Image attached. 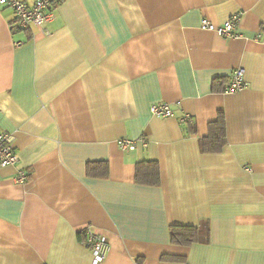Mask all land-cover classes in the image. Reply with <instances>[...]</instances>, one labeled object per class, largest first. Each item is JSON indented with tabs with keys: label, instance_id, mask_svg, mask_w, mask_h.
<instances>
[{
	"label": "crops",
	"instance_id": "1",
	"mask_svg": "<svg viewBox=\"0 0 264 264\" xmlns=\"http://www.w3.org/2000/svg\"><path fill=\"white\" fill-rule=\"evenodd\" d=\"M50 10L45 26L20 29L0 5V133L19 156L0 166V264H94L86 226L109 239L101 264H264V0H53ZM238 13L237 37L201 26ZM237 69L245 86L227 93ZM155 102L175 114L153 115ZM100 161L108 174H90ZM144 161L158 162V185L136 181ZM172 226L203 232L178 244Z\"/></svg>",
	"mask_w": 264,
	"mask_h": 264
},
{
	"label": "built area",
	"instance_id": "2",
	"mask_svg": "<svg viewBox=\"0 0 264 264\" xmlns=\"http://www.w3.org/2000/svg\"><path fill=\"white\" fill-rule=\"evenodd\" d=\"M53 0H35L29 3L25 0H0V5L8 6L15 12V24L20 29H29L32 26L43 27L46 23L53 19V13L50 5ZM242 14H234L223 24L216 25L208 19H204L201 26L204 29L216 31L220 35L226 37H237L239 33L236 31L238 23L241 21ZM21 45V42L17 43ZM245 86L244 72L237 69L233 72L229 84L224 89L225 92H236ZM151 112L157 116H173L174 109L169 103L155 102L151 105ZM191 115L184 113L181 121L191 119ZM144 144L147 142L145 137L138 139ZM15 137L11 133H0V166H16L19 163L15 145ZM118 144L123 149L133 150L136 148L137 139L122 138ZM29 175L25 169H19L15 178L18 183H25ZM83 244L93 253V263L101 264L107 257L110 248V242L106 235L95 232L91 226H86L83 230Z\"/></svg>",
	"mask_w": 264,
	"mask_h": 264
},
{
	"label": "trees",
	"instance_id": "3",
	"mask_svg": "<svg viewBox=\"0 0 264 264\" xmlns=\"http://www.w3.org/2000/svg\"><path fill=\"white\" fill-rule=\"evenodd\" d=\"M210 136L214 147L219 148L225 138V117L221 112L219 119L210 124ZM107 161L88 163V172L93 175L108 174ZM136 181L143 184L158 185L160 182V167L156 161H144L137 164ZM203 230L192 226H172L171 240L173 243L189 245L200 240ZM84 235V234H83ZM85 238V237H84ZM81 236V240H82ZM84 240V239H83Z\"/></svg>",
	"mask_w": 264,
	"mask_h": 264
}]
</instances>
